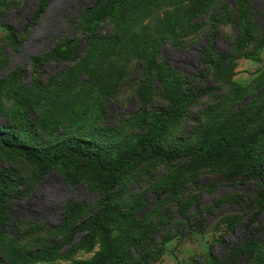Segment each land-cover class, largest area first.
<instances>
[{"label":"rangeland","instance_id":"374dc122","mask_svg":"<svg viewBox=\"0 0 264 264\" xmlns=\"http://www.w3.org/2000/svg\"><path fill=\"white\" fill-rule=\"evenodd\" d=\"M97 1L51 0L31 26L39 0L0 8V23L18 33L14 46L0 25V130L12 146L55 157L80 145L109 165L156 131L157 147L178 159L126 164L113 193L91 160L66 159L43 176L0 145V173L13 182L5 181L10 231L22 238H9L8 252L20 254L11 264H93L109 247L87 224H97L108 195L111 210L100 222L111 248L124 249V264H211V253L223 258L254 238L264 248L257 185L220 143H250L264 173V0H206L208 9L196 0H123L95 24L90 47L75 26ZM58 36L79 41L77 61L36 67ZM188 94L182 118L161 115ZM207 147L212 157L190 156Z\"/></svg>","mask_w":264,"mask_h":264},{"label":"trees","instance_id":"16d2710c","mask_svg":"<svg viewBox=\"0 0 264 264\" xmlns=\"http://www.w3.org/2000/svg\"><path fill=\"white\" fill-rule=\"evenodd\" d=\"M123 0H98L92 6L84 9L80 13V18L78 20L77 29H83V32L86 36V43L88 46L92 47L97 40V33L94 30V26L96 27V23L101 20H107L110 15L112 9ZM14 0H0V8H10L13 5ZM51 0H39L37 5V11L33 15L32 22L30 24L34 25L36 21L41 17V15L46 11L50 4ZM213 1L206 0H196V6L199 9H208L212 6ZM111 12V13H110ZM3 28H6L10 35L9 38L12 41V45H16L17 40L16 36L18 33L16 30L7 26L4 23H0ZM28 27L24 31H28ZM100 40H105V38H101ZM264 45V37L261 40V45ZM80 43L75 38L71 39L65 36H58L54 46L43 56V60L41 58H34L33 63L36 67H40L43 61H53L55 63L67 64L77 61L78 53L80 50ZM45 59V60H44ZM78 62H76L75 66L70 67L71 70L75 69ZM164 68L169 73L171 72L167 65H164ZM174 83V78H167L166 85L167 87L171 86ZM193 95L188 94L186 102L183 106H179L177 109H163L161 110V115L165 117L173 116V118H182L185 114L186 107L190 105L193 101ZM3 127L0 125V129ZM157 138L158 135L156 131H149L146 136L142 139V141L138 144V148L135 152H131L129 154L121 155L116 163L111 165L105 164L101 160V156L90 150L88 148H81L80 145H71L67 148L66 152L61 156L49 157L46 153H41L40 150L33 149L26 145L17 144L12 146L6 141V135L4 132L0 130V145L6 148L5 150H10L25 160L32 163L36 170L43 176L49 174L51 169L56 164L63 165L66 159H83L86 161H93L98 169V172L104 176L107 181L110 183V192H115L118 188L117 175L122 171L126 164L132 163L135 160H139L142 158H151V159H163L164 161L170 163L174 160L178 159V156L171 151H166L164 149H160L157 147ZM220 143L225 147L227 151L230 153H235L239 156L242 166L244 167V173L246 174V178L257 185V193L256 207L259 210H264V173L262 169L258 166L253 153L251 151L250 143H240L235 144L232 142H228L227 140H220ZM213 151V148H199L192 152L190 156L192 157H201V158H209L212 157L210 154ZM232 174H229V180ZM66 178V177H65ZM5 181H11L6 174L0 173V252L3 253V256H0V264H11L12 258H19L20 254H15L14 252H8V246L11 242L10 239H15L13 241H21V237H14L10 228L16 225L15 222L12 221V202L10 197V192L7 191V185ZM66 181L69 182L70 179L66 178ZM10 183H13L12 181ZM112 196L108 195L103 201H101L100 211L97 217V224L93 226V223H86L88 229L90 231L94 230V227H98L102 230L104 237L106 239L105 246L109 247V251L107 254H101L98 259L93 264H124L126 263L124 259V249L118 248L117 250L111 248L109 237L106 233L105 228L100 222V218L104 217L111 210L110 200ZM72 214V208L67 210ZM74 213V211H73ZM85 224V225H86ZM84 225V224H82ZM89 231V232H90ZM10 238V239H9ZM9 239V240H8ZM262 243L258 240L248 239L242 242L241 244L236 245L232 250H230L229 254L225 255V257L220 258L213 253L210 255L211 264H237V262L246 258L248 260L247 264H264V248H262ZM46 249L39 250L38 253L40 255L46 254ZM31 253L27 252L26 257L32 259ZM9 256V257H8ZM126 258V256H125ZM204 264H206L204 262Z\"/></svg>","mask_w":264,"mask_h":264}]
</instances>
